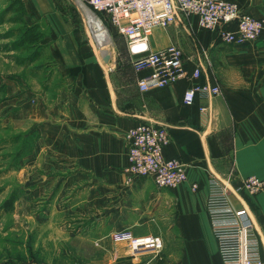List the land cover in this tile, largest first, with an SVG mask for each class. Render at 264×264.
Returning <instances> with one entry per match:
<instances>
[{"label":"crops","instance_id":"0c3cea01","mask_svg":"<svg viewBox=\"0 0 264 264\" xmlns=\"http://www.w3.org/2000/svg\"><path fill=\"white\" fill-rule=\"evenodd\" d=\"M227 1L264 17V0ZM69 2L23 0L26 19L46 29L41 43L61 78L36 98L25 94L16 116L37 130L25 158L30 219L72 243L74 264H222L205 209L207 180L233 189L243 177L264 178V34L226 44L195 16L156 27L150 48L177 45L187 76L141 92L137 81L148 70L133 68L125 38L111 29L112 41L95 45ZM204 83L218 84L220 94L182 101L186 89ZM143 121L166 126L163 153L184 164L185 182L159 188L127 172L125 133ZM231 201L254 227L264 263V192L244 200L231 193ZM125 233L156 235L162 249L132 253Z\"/></svg>","mask_w":264,"mask_h":264},{"label":"built area","instance_id":"2783aa9c","mask_svg":"<svg viewBox=\"0 0 264 264\" xmlns=\"http://www.w3.org/2000/svg\"><path fill=\"white\" fill-rule=\"evenodd\" d=\"M74 3L84 27L96 44L93 21L102 26L110 39L111 29L125 38L133 68L136 71L148 70L137 81L141 92L164 87L187 76L185 56L177 45L171 43L157 50L150 48L148 36L156 27L181 23L195 16L199 28L215 32L217 39L226 44L239 45L264 34V17L243 13L234 1L74 0ZM199 74L200 66H197L190 76L197 78ZM218 94V84H196L184 91L182 101L191 104L197 97L209 98ZM125 141L127 172L148 176L159 188H173L186 181L184 164L163 153L169 141L165 125L153 121L139 122L126 131ZM196 187V183L190 185L192 190ZM260 192H264V178L246 176L231 189L223 180L209 176L205 209L222 264H264L254 227L241 219L243 210L237 209L231 201V193L244 200L245 195ZM122 235L128 238L132 253L147 250L156 253L163 246L156 235Z\"/></svg>","mask_w":264,"mask_h":264},{"label":"rangeland","instance_id":"374dc122","mask_svg":"<svg viewBox=\"0 0 264 264\" xmlns=\"http://www.w3.org/2000/svg\"><path fill=\"white\" fill-rule=\"evenodd\" d=\"M70 1L78 13L74 0ZM45 33L43 24L26 19L17 0H0V264H74L73 254L78 252L59 234L42 231L30 219L24 199L25 158L37 130L31 121L16 116L23 109L25 94L28 100L36 98L61 80L47 46L41 43ZM39 35L40 41H28V36ZM14 98L20 104L12 105Z\"/></svg>","mask_w":264,"mask_h":264},{"label":"bare ground","instance_id":"6f19581e","mask_svg":"<svg viewBox=\"0 0 264 264\" xmlns=\"http://www.w3.org/2000/svg\"><path fill=\"white\" fill-rule=\"evenodd\" d=\"M92 24H93V32L95 34L94 36L97 42V46L99 47L106 46V44H108L111 40L110 37L105 33L104 29H102V26L98 22L93 21Z\"/></svg>","mask_w":264,"mask_h":264},{"label":"trees","instance_id":"16d2710c","mask_svg":"<svg viewBox=\"0 0 264 264\" xmlns=\"http://www.w3.org/2000/svg\"><path fill=\"white\" fill-rule=\"evenodd\" d=\"M17 2L19 3V9H20L21 13H22L23 15H25V14H26V11H25V8H24L23 0H17ZM35 25L38 26V24H35ZM40 39H41V35H39V36H33V37H29V36H28V41H29V42H32V43H35V42H37V41H40ZM10 201H11V200H7V201H6V204H7V203L9 204Z\"/></svg>","mask_w":264,"mask_h":264},{"label":"water","instance_id":"95a60500","mask_svg":"<svg viewBox=\"0 0 264 264\" xmlns=\"http://www.w3.org/2000/svg\"><path fill=\"white\" fill-rule=\"evenodd\" d=\"M102 57H103L104 60H107V58H108V54H107L106 51H103V52H102Z\"/></svg>","mask_w":264,"mask_h":264}]
</instances>
